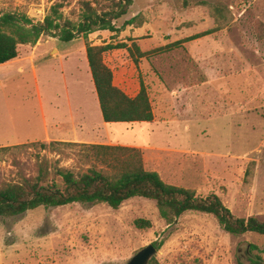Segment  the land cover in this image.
<instances>
[{"label": "rangeland", "instance_id": "374dc122", "mask_svg": "<svg viewBox=\"0 0 264 264\" xmlns=\"http://www.w3.org/2000/svg\"><path fill=\"white\" fill-rule=\"evenodd\" d=\"M82 1L108 4L0 0V11L25 13L42 23L51 7L61 4L65 18L78 23ZM133 18L135 25L123 28ZM116 24L122 29L116 34L98 32L71 43L45 35L29 46L44 51L35 58L37 78L28 62L22 75L0 81V145L18 136L40 141L0 149V188L37 177L41 168L51 176L56 166L85 171L71 149L41 142L45 130L38 89L51 128L56 120L70 123L71 106L77 111L86 103L89 88V103L99 106L86 45L125 43L135 56L117 49L105 54V63L130 96L144 82L155 117L152 123L114 126L117 146L141 149L145 168L168 184L203 197L216 194L236 217L264 218V74L244 72L264 58V0H134ZM202 29L213 35L188 48H167L181 33ZM134 43L148 55L138 57ZM226 56L234 64L228 79L221 72ZM230 103L235 116L222 117ZM138 219L151 221L152 228L138 229ZM154 244L162 245L155 255L159 264H252L254 255L264 260L263 235L228 234L213 215L196 212L169 228L156 202L139 197L118 210L71 204L0 219V264H128ZM250 245L260 250L249 255Z\"/></svg>", "mask_w": 264, "mask_h": 264}, {"label": "trees", "instance_id": "16d2710c", "mask_svg": "<svg viewBox=\"0 0 264 264\" xmlns=\"http://www.w3.org/2000/svg\"><path fill=\"white\" fill-rule=\"evenodd\" d=\"M106 1V7L100 2L82 1L83 14L78 23L65 18L60 11L63 8L61 4L53 5L42 23H36L25 13L0 11V65L14 61L19 57L21 46H36L45 35L71 43L79 38L88 40L90 35L98 32H120L122 29L116 23L128 15L134 0ZM136 21L137 18L127 21L123 28L135 25ZM210 34L212 31H207L175 42L167 48H176ZM131 48L125 43L86 45L91 75L106 123L154 121L152 102L144 82L141 81L137 96L130 97L114 84V73L104 60L105 54L110 51L127 49L132 53ZM133 48L138 57L148 55L136 43ZM132 55L135 56L134 53ZM51 145L71 149L75 160L85 171L75 173L56 166L51 176L41 168L37 177H24L17 182L5 183L0 188V219L19 217L41 207L59 208L71 204H107L118 210L128 200L139 197L156 202L160 217L169 228L183 215L196 212L213 215L228 234L242 236L253 233L264 236V218L236 217L216 194L203 197L194 190L168 184L158 172L145 168L143 152L139 148L59 142H52ZM135 226L140 230L150 229L152 222L138 219ZM154 246L158 251L162 247L161 244ZM258 250V246L250 245L247 253L252 255ZM263 253L264 249L261 251ZM249 261L252 264H264L261 255H254ZM239 263L243 264L241 261ZM149 264H159L156 256Z\"/></svg>", "mask_w": 264, "mask_h": 264}, {"label": "crops", "instance_id": "0c3cea01", "mask_svg": "<svg viewBox=\"0 0 264 264\" xmlns=\"http://www.w3.org/2000/svg\"><path fill=\"white\" fill-rule=\"evenodd\" d=\"M194 27L186 28V30L189 32L190 30L193 31ZM104 32H107V31H104ZM205 32L207 31L206 30L204 31L202 29V30L194 31L192 34H187L186 32L183 34L181 33L180 37H178L177 41L175 42L184 41L185 39L194 37L196 35H199ZM211 35L213 34L204 36L202 38H205ZM202 38L184 43L185 47L187 46L186 48H188L189 46H191V44L194 41H199ZM193 50H194V47H193ZM39 52L41 53V57L44 56V51L40 50L38 46L35 47L33 50L29 49V46H21L19 49V57L17 59L7 64L0 65V81L3 82L6 79L15 78L17 76L19 77L20 75H22L26 70V66H27L26 64L28 62L29 64H31V69L33 70L34 75L37 78L35 58H37V56L40 55ZM79 53H80V50H79ZM195 54L197 55L198 53H196L195 51ZM225 60L226 61H223V64H225V66L224 68L221 69V72L224 73L226 79H228L229 77L232 76L230 72L233 69L234 64L231 63L232 62L231 56H226ZM258 62H259L258 67L249 65V67H247V69L244 70V72L253 71V72L264 74V58H260V61ZM114 84L116 85L115 79H114ZM140 89H141V84H140ZM92 90L91 88L88 89L87 91L88 101L86 103H81L77 111H73V106H71L70 108L71 109V112H70L71 122L70 123H64L61 120H56L54 123V128H51L50 123H49V117L47 115V111H46L43 99L41 97L40 90L38 89V95L40 99V108H41L40 111H41V116L43 119L44 130H45V140H41V142L81 143V144H90V145L95 144V145L117 146V134H115L113 130V128H115L114 126H116L117 124L106 123L104 121L101 108H100V103H99V106L89 103V96L91 98ZM219 91H222L225 93L227 90L223 91L220 89ZM137 94L135 96H137ZM94 96H95V92L93 93V97ZM135 96H130V97H135ZM230 110L232 111V113H230ZM233 110H234L233 104L230 103L227 113L222 117H234L235 113ZM128 124L131 125V124H138V123H128ZM5 126H8V124H5ZM4 129L6 130V128ZM34 142H40V141L39 140H27V141L20 140V137L18 136L17 138H13L12 140L7 138L5 140V143L0 145V148H10V147H15V146H19L22 144L34 143Z\"/></svg>", "mask_w": 264, "mask_h": 264}, {"label": "water", "instance_id": "95a60500", "mask_svg": "<svg viewBox=\"0 0 264 264\" xmlns=\"http://www.w3.org/2000/svg\"><path fill=\"white\" fill-rule=\"evenodd\" d=\"M158 250L150 245L138 252L128 264H149L150 260L157 254Z\"/></svg>", "mask_w": 264, "mask_h": 264}]
</instances>
